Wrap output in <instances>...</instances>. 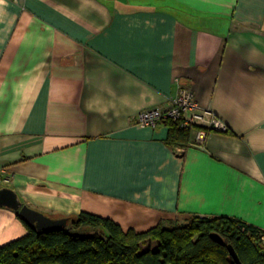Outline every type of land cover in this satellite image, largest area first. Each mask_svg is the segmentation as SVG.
Masks as SVG:
<instances>
[{
	"label": "crops",
	"instance_id": "obj_1",
	"mask_svg": "<svg viewBox=\"0 0 264 264\" xmlns=\"http://www.w3.org/2000/svg\"><path fill=\"white\" fill-rule=\"evenodd\" d=\"M182 87L228 131L181 148L134 122ZM0 168L52 218L264 230V0H0ZM27 234L0 206V246Z\"/></svg>",
	"mask_w": 264,
	"mask_h": 264
},
{
	"label": "trees",
	"instance_id": "obj_2",
	"mask_svg": "<svg viewBox=\"0 0 264 264\" xmlns=\"http://www.w3.org/2000/svg\"><path fill=\"white\" fill-rule=\"evenodd\" d=\"M166 122L167 143L185 148L190 130ZM67 218L66 228L48 231L21 218L28 234L0 246V264H237L229 245L243 264H264V230L236 218L193 216L185 224L162 222L146 232L124 230L88 212ZM214 233L224 244L212 238Z\"/></svg>",
	"mask_w": 264,
	"mask_h": 264
},
{
	"label": "built area",
	"instance_id": "obj_3",
	"mask_svg": "<svg viewBox=\"0 0 264 264\" xmlns=\"http://www.w3.org/2000/svg\"><path fill=\"white\" fill-rule=\"evenodd\" d=\"M168 120L179 122L185 130L197 127L198 135L193 145L204 146L212 131L227 130L226 124L212 112L201 110L193 90L184 87L167 105L143 110L134 118V122L143 127H155L159 122ZM6 181V170L0 168V185Z\"/></svg>",
	"mask_w": 264,
	"mask_h": 264
},
{
	"label": "water",
	"instance_id": "obj_4",
	"mask_svg": "<svg viewBox=\"0 0 264 264\" xmlns=\"http://www.w3.org/2000/svg\"><path fill=\"white\" fill-rule=\"evenodd\" d=\"M0 206L11 208L18 212L20 217L28 223L35 225L40 231L64 229L68 226V218H52L40 211H37L28 205H25L19 198L18 194L11 188L0 189ZM212 238L220 244H224V240L218 234H212ZM231 255L234 257L237 264H243L231 245L228 246Z\"/></svg>",
	"mask_w": 264,
	"mask_h": 264
}]
</instances>
